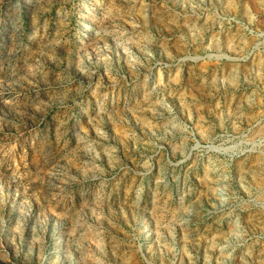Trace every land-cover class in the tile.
Instances as JSON below:
<instances>
[{"label": "rangeland", "instance_id": "374dc122", "mask_svg": "<svg viewBox=\"0 0 264 264\" xmlns=\"http://www.w3.org/2000/svg\"><path fill=\"white\" fill-rule=\"evenodd\" d=\"M0 264H264V0H0Z\"/></svg>", "mask_w": 264, "mask_h": 264}]
</instances>
